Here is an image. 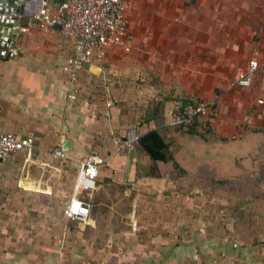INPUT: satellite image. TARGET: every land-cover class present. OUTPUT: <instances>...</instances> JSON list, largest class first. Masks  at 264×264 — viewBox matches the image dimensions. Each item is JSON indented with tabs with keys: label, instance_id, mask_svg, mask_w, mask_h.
Returning <instances> with one entry per match:
<instances>
[{
	"label": "crops",
	"instance_id": "obj_1",
	"mask_svg": "<svg viewBox=\"0 0 264 264\" xmlns=\"http://www.w3.org/2000/svg\"><path fill=\"white\" fill-rule=\"evenodd\" d=\"M127 1L132 50H95L77 85L63 70L72 41L30 28L32 17L0 15V132L34 140L32 152L0 163V264H264V36L234 31L242 18L231 0ZM252 59L261 65L252 87H233ZM187 100L215 102L213 138L239 140L238 149L255 141L254 161L224 165L222 205L183 150L186 174L126 144L130 131L176 136ZM94 154L103 163L96 189L82 195L90 216L71 220L65 205Z\"/></svg>",
	"mask_w": 264,
	"mask_h": 264
},
{
	"label": "built area",
	"instance_id": "obj_2",
	"mask_svg": "<svg viewBox=\"0 0 264 264\" xmlns=\"http://www.w3.org/2000/svg\"><path fill=\"white\" fill-rule=\"evenodd\" d=\"M131 7L132 4L127 0H61L58 11L51 12L46 1L41 10L34 13L29 27H36L42 31L58 29L65 38L73 42V57L63 70L69 74L71 83L77 85L80 73L95 50L99 49L102 55L109 49H120L125 52L132 50L134 36L127 16ZM257 55L258 51H255V56ZM260 69L259 61L252 59L246 73L238 77L232 86L252 87ZM257 104L264 106V95L257 99ZM215 116V102L202 101L187 106L181 114L174 117L172 124L189 127L198 119L211 121ZM138 141L139 137L135 131L127 134V146H133ZM33 148L32 138H21L0 132V163L18 153L24 151L30 153ZM55 154L59 157L65 156L61 150H57ZM102 163L101 157L95 154L80 162L73 193L65 208V214L69 219L86 221L90 216V205L82 195L96 189Z\"/></svg>",
	"mask_w": 264,
	"mask_h": 264
},
{
	"label": "trees",
	"instance_id": "obj_3",
	"mask_svg": "<svg viewBox=\"0 0 264 264\" xmlns=\"http://www.w3.org/2000/svg\"><path fill=\"white\" fill-rule=\"evenodd\" d=\"M195 101H184L180 108L178 109L177 114H181L183 110L189 106L196 104ZM175 126V125H174ZM177 129L176 136L178 135L180 139L176 138L175 135L172 138H169L168 131L170 130L168 127L164 129H156L150 131L145 136L139 138V145L141 148L153 159L155 162L161 164H169L173 163V165H177V169L175 171H179L180 173L186 174L187 169L184 165H180L178 163V156L177 153L179 147H181L182 142L184 140L189 143L192 148L195 150V155H198L197 152L201 153V159L190 160L188 157V162L186 165L192 163V165L198 166V172L196 173L200 179H208L211 181L212 189L215 191L216 188H220L223 186V179L227 178L223 173L224 165L228 162V158L230 157V163H234L238 166L239 163L251 162L254 161L256 158L255 155V141L253 139H249L248 147H243L242 149L239 148L238 141L222 139L221 137L213 138V130L211 127L210 120H196L192 126L185 127V126H175ZM236 143L235 149L230 150L229 153H225L224 147L229 146L228 144ZM238 147V148H237ZM211 153H217L219 158H211L209 160L205 159L204 157ZM185 154V150H184ZM200 156V155H199ZM198 157V156H197ZM204 158V159H203ZM229 158V159H230ZM175 163V164H174ZM215 166L214 168H210V166ZM234 167V166H232ZM187 170V171H186ZM208 177V178H207ZM197 181V180H195ZM194 180H192L191 184L188 186L179 185V190L187 193V190L192 188L191 185H195ZM199 184V185H198ZM198 185L201 187L200 180H198Z\"/></svg>",
	"mask_w": 264,
	"mask_h": 264
},
{
	"label": "rangeland",
	"instance_id": "obj_4",
	"mask_svg": "<svg viewBox=\"0 0 264 264\" xmlns=\"http://www.w3.org/2000/svg\"><path fill=\"white\" fill-rule=\"evenodd\" d=\"M231 1H232V6H233L232 7L233 16L236 15L235 13H237V14L239 13L240 18H242V21H240L241 19H239L240 23H238V20H237V22L235 24L234 31L238 32L239 28L241 29V27L243 25V27L251 28L252 37L253 36L255 38L263 37L264 36V0H231ZM256 5L261 8V13H260L261 15L260 16H258L257 14L255 16V13L257 11H254L253 8ZM258 18H260L261 20L258 19ZM259 22H260V24H259ZM200 102H202V101H200ZM176 138L180 139L179 136H176ZM188 145H189V143H187V141L184 140L182 142L181 147H179L178 152L182 151V150L184 151L186 146H188ZM200 152H202L201 149H200ZM200 152H197L198 155H195L196 153H194L193 155H185V154H183L182 161L188 162V157H189V159H191V161L192 160L194 161L197 158L201 159V153ZM219 156L220 155H218L217 153H215V154L211 153V155L207 154L204 158L208 159L210 157L209 158V160H210L212 157L213 158H217V157L219 158ZM223 190H224V188L222 186L220 188H216L215 191H214V194L216 196L215 199L220 201V202L216 201V203L218 202L219 205H222V203H223L222 202ZM55 204L56 203H54V205ZM219 205L215 206L216 207V212L219 210V209H217L219 207ZM66 206H67V204L65 205V207ZM20 208H24L25 210H28L29 208H32V207L30 205L28 206V205H26V203H24V205H20ZM219 213H220V210H219ZM218 215H220V214H218Z\"/></svg>",
	"mask_w": 264,
	"mask_h": 264
},
{
	"label": "water",
	"instance_id": "obj_5",
	"mask_svg": "<svg viewBox=\"0 0 264 264\" xmlns=\"http://www.w3.org/2000/svg\"><path fill=\"white\" fill-rule=\"evenodd\" d=\"M47 0H0V15H9L14 20L23 17H33L35 12H38L43 7L44 2ZM19 32V30H15ZM15 34V32H14ZM64 150L70 149V142L63 148ZM134 149H131V156L134 154Z\"/></svg>",
	"mask_w": 264,
	"mask_h": 264
}]
</instances>
